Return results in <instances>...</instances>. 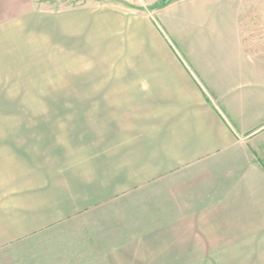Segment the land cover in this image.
Instances as JSON below:
<instances>
[{"label": "crops", "instance_id": "1", "mask_svg": "<svg viewBox=\"0 0 264 264\" xmlns=\"http://www.w3.org/2000/svg\"><path fill=\"white\" fill-rule=\"evenodd\" d=\"M160 1L0 0V264H264V0ZM41 48L104 71L3 120Z\"/></svg>", "mask_w": 264, "mask_h": 264}, {"label": "rangeland", "instance_id": "2", "mask_svg": "<svg viewBox=\"0 0 264 264\" xmlns=\"http://www.w3.org/2000/svg\"><path fill=\"white\" fill-rule=\"evenodd\" d=\"M39 6L41 13H54L80 5V0H33ZM170 0H161L156 7L161 9ZM155 7V8H156ZM155 12V11H152ZM150 17H154L151 13ZM55 59L48 58L47 50L40 49V63L34 65L33 73L20 72L16 65H11L3 71V120L39 119L48 113H23L22 107L39 106V110L55 104H63L66 99L78 100V97H56L66 90L79 92L81 78L103 72V66L96 64L94 51L81 54L80 50H55ZM101 56V55H100ZM10 59V58H4ZM15 59V58H12ZM15 61V60H14ZM55 61V63H51ZM49 62V63H48ZM20 66V65H18ZM32 67V66H29ZM89 84V82H88ZM21 108V109H20ZM25 110V109H24ZM31 110V109H30Z\"/></svg>", "mask_w": 264, "mask_h": 264}]
</instances>
